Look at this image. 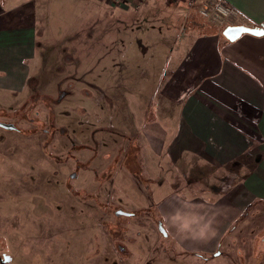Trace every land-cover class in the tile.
I'll return each mask as SVG.
<instances>
[{
  "label": "rangeland",
  "instance_id": "1",
  "mask_svg": "<svg viewBox=\"0 0 264 264\" xmlns=\"http://www.w3.org/2000/svg\"><path fill=\"white\" fill-rule=\"evenodd\" d=\"M156 1L152 19L170 15L176 24L172 14L184 12V4ZM101 4L103 11L87 13L91 23L104 22L108 28L119 23L121 33L114 38L122 42L144 37L145 32L136 30L143 26V14H134L131 7L123 10L121 4ZM130 17L141 25L129 27ZM52 40L61 42L62 37ZM45 49L23 92L9 97L0 93V120L14 125L0 127V255L10 256L6 264H171V256L177 264H264V201L250 203L232 222L220 256L210 262L186 253L184 260L176 257L179 251L160 233L156 213L157 202L173 190L171 183L149 188V176L155 172L149 173L151 167L136 152L142 148L132 125L139 114L136 107L147 103L149 93L139 92L133 83L140 80L145 86L148 78L142 69L136 77L126 64L120 77L94 76L106 85L88 86L85 80L93 78L84 77L88 72L81 66L72 64L77 74L67 77L74 73L68 64L63 70L62 45H54L52 61L50 47ZM251 158L196 166L186 173L188 184L181 182L185 189L179 191L189 195L229 189L245 173L246 164H252ZM156 173L161 180L177 177L174 172Z\"/></svg>",
  "mask_w": 264,
  "mask_h": 264
},
{
  "label": "crops",
  "instance_id": "2",
  "mask_svg": "<svg viewBox=\"0 0 264 264\" xmlns=\"http://www.w3.org/2000/svg\"><path fill=\"white\" fill-rule=\"evenodd\" d=\"M102 1L112 4L109 0H0V93L9 97L23 92L48 46V61L53 60L54 45H62L63 70L69 65L74 73L67 77L77 74L72 64L81 66L88 72L84 77L93 78L85 80L88 86L106 85L94 76L120 77L126 64L136 77L142 69L147 85L140 80L133 84L149 95L147 103L136 107L139 114L132 126L142 148L136 150L137 156L151 167L149 173L155 172L149 176V188L171 183L173 189L157 202L163 235L170 239L168 246L172 243L179 251L180 260L186 253L196 261L210 262L222 254L232 222L250 203L264 201V35L243 33L228 40L222 34L224 27L189 10L184 2L169 0L184 4V12H173L177 22L173 24L170 15L161 21L152 19L158 1L127 0L129 5L121 8L143 14V26L136 30L145 33L122 42L114 38L121 33L119 23L108 28L87 17L90 9L103 11ZM226 1L237 11L233 24L259 26L264 21V0ZM52 19L59 23H51ZM135 21L130 17L128 26L141 25ZM57 35L62 40L54 43ZM240 156L252 157V164H246L245 173L229 189L189 195L179 191L185 189L181 182L188 184L186 173L192 168L225 166ZM159 170L181 178L161 180ZM168 258L177 264L175 256Z\"/></svg>",
  "mask_w": 264,
  "mask_h": 264
},
{
  "label": "built area",
  "instance_id": "3",
  "mask_svg": "<svg viewBox=\"0 0 264 264\" xmlns=\"http://www.w3.org/2000/svg\"><path fill=\"white\" fill-rule=\"evenodd\" d=\"M112 4H123L127 0H109ZM172 3H186L189 10H194L199 16L214 22L219 27L233 24L237 16L236 9L226 0H170Z\"/></svg>",
  "mask_w": 264,
  "mask_h": 264
},
{
  "label": "water",
  "instance_id": "4",
  "mask_svg": "<svg viewBox=\"0 0 264 264\" xmlns=\"http://www.w3.org/2000/svg\"><path fill=\"white\" fill-rule=\"evenodd\" d=\"M243 33L252 34L255 36L264 35V21L259 26H246L243 24H230L224 26L222 29L223 36L228 40H234L239 37ZM0 126L7 129H13L14 125L11 123H4L0 121ZM118 214L129 215L130 213L124 210H118ZM159 230L162 234H166L164 227L162 225L159 226ZM10 260V256L8 254L0 255V263L6 264Z\"/></svg>",
  "mask_w": 264,
  "mask_h": 264
},
{
  "label": "flooded vegetation",
  "instance_id": "5",
  "mask_svg": "<svg viewBox=\"0 0 264 264\" xmlns=\"http://www.w3.org/2000/svg\"><path fill=\"white\" fill-rule=\"evenodd\" d=\"M1 121V120H0ZM1 127V126H0Z\"/></svg>",
  "mask_w": 264,
  "mask_h": 264
},
{
  "label": "trees",
  "instance_id": "6",
  "mask_svg": "<svg viewBox=\"0 0 264 264\" xmlns=\"http://www.w3.org/2000/svg\"><path fill=\"white\" fill-rule=\"evenodd\" d=\"M1 264V263H0Z\"/></svg>",
  "mask_w": 264,
  "mask_h": 264
}]
</instances>
